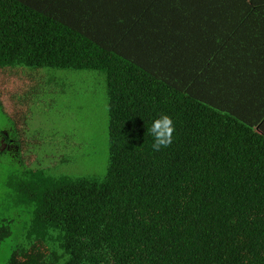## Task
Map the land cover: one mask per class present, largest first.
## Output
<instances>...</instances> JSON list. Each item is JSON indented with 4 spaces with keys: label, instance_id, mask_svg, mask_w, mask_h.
<instances>
[{
    "label": "trees",
    "instance_id": "obj_1",
    "mask_svg": "<svg viewBox=\"0 0 264 264\" xmlns=\"http://www.w3.org/2000/svg\"><path fill=\"white\" fill-rule=\"evenodd\" d=\"M62 70L106 76L102 178L52 176L68 153L37 168ZM0 118L5 264H264V0H0Z\"/></svg>",
    "mask_w": 264,
    "mask_h": 264
},
{
    "label": "rangeland",
    "instance_id": "obj_2",
    "mask_svg": "<svg viewBox=\"0 0 264 264\" xmlns=\"http://www.w3.org/2000/svg\"><path fill=\"white\" fill-rule=\"evenodd\" d=\"M47 73V78L40 81L41 91L35 97L36 107L29 125L31 136L41 145L37 150L43 166L41 168L38 163L37 168L41 170L47 169L50 164L54 166L68 153L71 156L66 160L70 163L63 164L60 160L52 176L104 177L109 166L106 76L94 71ZM3 120L0 118L1 124ZM2 148L14 149L7 143ZM3 159L4 164L0 167L1 199H4L3 188L10 173L8 167L12 164L7 162L9 157L4 156ZM3 204L11 203L2 200L0 209L4 208ZM9 257L8 250L1 251L0 264H5Z\"/></svg>",
    "mask_w": 264,
    "mask_h": 264
},
{
    "label": "clouds",
    "instance_id": "obj_3",
    "mask_svg": "<svg viewBox=\"0 0 264 264\" xmlns=\"http://www.w3.org/2000/svg\"><path fill=\"white\" fill-rule=\"evenodd\" d=\"M175 131L173 118L167 113H158L152 120L151 126L147 132L152 137V148L154 151H160L167 148L173 141V132Z\"/></svg>",
    "mask_w": 264,
    "mask_h": 264
},
{
    "label": "crops",
    "instance_id": "obj_4",
    "mask_svg": "<svg viewBox=\"0 0 264 264\" xmlns=\"http://www.w3.org/2000/svg\"><path fill=\"white\" fill-rule=\"evenodd\" d=\"M262 131L264 132V123H263V125H262Z\"/></svg>",
    "mask_w": 264,
    "mask_h": 264
}]
</instances>
